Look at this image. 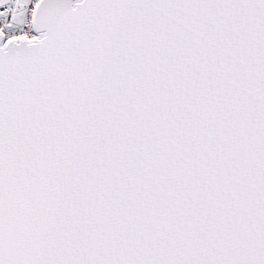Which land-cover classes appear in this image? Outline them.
Wrapping results in <instances>:
<instances>
[{
	"label": "snow or ice",
	"instance_id": "obj_1",
	"mask_svg": "<svg viewBox=\"0 0 264 264\" xmlns=\"http://www.w3.org/2000/svg\"><path fill=\"white\" fill-rule=\"evenodd\" d=\"M0 264H264V0H0Z\"/></svg>",
	"mask_w": 264,
	"mask_h": 264
}]
</instances>
